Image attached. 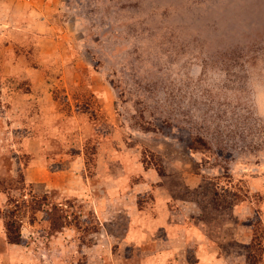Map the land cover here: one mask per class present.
Returning a JSON list of instances; mask_svg holds the SVG:
<instances>
[{"label": "rangeland", "instance_id": "374dc122", "mask_svg": "<svg viewBox=\"0 0 264 264\" xmlns=\"http://www.w3.org/2000/svg\"><path fill=\"white\" fill-rule=\"evenodd\" d=\"M0 264H264V0H0Z\"/></svg>", "mask_w": 264, "mask_h": 264}]
</instances>
